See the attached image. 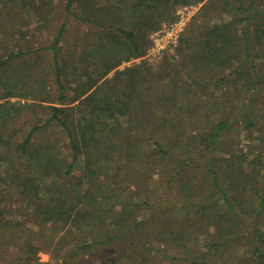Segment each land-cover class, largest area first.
Here are the masks:
<instances>
[{"label":"trees","instance_id":"obj_1","mask_svg":"<svg viewBox=\"0 0 264 264\" xmlns=\"http://www.w3.org/2000/svg\"><path fill=\"white\" fill-rule=\"evenodd\" d=\"M34 1L4 3L33 8ZM45 2L37 1L39 10ZM198 3H203L207 17L181 37L178 61L165 59L153 69L142 60L117 69L122 59L144 55L147 35L162 22L173 20L178 6ZM229 8L244 13L230 22L209 23L208 16H219ZM64 11L66 17L107 39L88 43L79 55L76 50L63 52L66 23H61L47 47L54 91L42 99L54 105L47 106L44 124L35 122L18 142L10 141L16 130L7 124L11 119L16 123L22 113L15 105L0 103V149L11 145L13 153L23 158L12 172L0 173V183L5 185L0 191V264H264V231L251 228L246 215L248 210L258 215L264 209V187L255 174L260 159H255L252 172H246L232 155L215 156L231 128L233 114L242 113L233 102L214 96L217 86L238 78L246 67L254 69L247 27L237 35L230 26L241 21L248 25L264 15V8L257 10L243 0H108L104 4L66 0ZM0 25H6L1 17ZM2 48L0 71L33 51L29 46L7 51L6 43ZM19 88V83L0 81V98L17 94ZM43 89L44 81L35 93ZM248 118L250 125L256 124ZM51 122L66 135L67 157L59 156L60 149L54 145L33 142ZM80 156L83 170L73 174ZM109 156L118 159L116 170L124 176L125 187L133 185L125 196L124 187L113 193L109 186L82 184L84 176L92 182L98 174L94 162ZM195 168L201 170L212 194L210 203L192 199L204 189L202 183L193 182L190 173ZM151 172L184 199L183 212L176 219L183 248L174 240L164 241L163 247L153 243L174 219L147 235V225L158 214L155 205L148 203V184L155 176ZM45 179L49 181L42 185ZM60 181L74 188L64 189ZM250 181L255 187L247 198ZM13 188L22 197L23 211H30L26 219L4 217L3 202ZM73 195L76 205L68 201ZM134 196L141 201H134ZM141 211L143 218H139ZM209 224L211 245L206 249L192 245L188 228L207 231ZM54 225L61 228L56 238L46 232ZM241 245L252 251L247 254ZM43 250L50 253L49 262L39 260Z\"/></svg>","mask_w":264,"mask_h":264},{"label":"rangeland","instance_id":"obj_2","mask_svg":"<svg viewBox=\"0 0 264 264\" xmlns=\"http://www.w3.org/2000/svg\"><path fill=\"white\" fill-rule=\"evenodd\" d=\"M4 1L0 0V17L6 24L0 25V49L3 47V43L9 45L7 51L11 49L15 51L18 49L24 50L26 46L33 49L32 52L13 60L10 65L0 71V81L6 80L9 85L19 83L21 87L17 91V94L0 98V103L4 102L7 106L15 105L20 109L19 115L22 113V116L16 119V123L11 119L7 124L9 129L16 130V132H13L12 139L10 140L13 143L23 139L26 131L35 122L44 124V120L49 116L47 106L54 105L48 101H42V99H44L46 93L50 94L54 91V86L51 85V52L47 47L52 43L61 23L64 21L66 23L62 41L64 45L63 52L67 49L76 50L79 55V52L82 50L80 48L85 47L88 43L94 45V42L98 39L107 38L105 36L100 38L101 33H92L82 23L70 18V16L66 17L64 11L66 0H47L41 10H39L40 6L38 7L36 5L38 0L34 1L35 5H33V8L30 6H15L11 4L12 2L4 3ZM107 1L101 0V3L104 4ZM243 2L252 3L253 7H256L257 10L264 8V0H243ZM202 4L178 6L173 20L162 22L161 25H158L155 30L147 35L148 45L144 55L129 60L122 59L117 69H123L124 67L140 63L142 60L148 62L153 69L157 68L165 59L174 57L178 61L177 52L181 43V37L183 34L186 36L187 30L195 25H200L207 17L204 16L206 11L202 9ZM243 13L239 10L229 8L219 16H208V21L209 23H218L220 21L230 22L235 17L243 15ZM245 26L247 27L251 43L253 44L252 59L254 69L246 67L243 74L238 78L231 82L225 81L215 88L216 95L214 96L221 95L225 101L233 102V105L237 106L236 110L238 113H242L241 115L238 114V116L233 114L231 128L225 133L224 142L221 145L222 149L215 152V156L224 158L232 155L235 161L241 162L242 169L246 172H252L255 159H260V164L257 166L255 174L261 187H264V15L251 19L248 25H245V22L241 21L237 25H231L230 27L233 32L239 35ZM45 47L46 49H43ZM2 51L3 48L0 54L4 53ZM115 70L111 71L108 76H111ZM43 81V94H36L35 92H38L36 89L42 85ZM31 90L33 93H31ZM2 94L0 90V95ZM246 116L255 119L256 124L253 126L250 125L249 118L246 120ZM38 119L41 120L38 121ZM53 122H51L52 126L47 128L45 132L43 131L37 134V138L35 137L36 139L33 142L35 145L39 143L54 145L57 149H60L59 156L67 157L69 152L66 146V135L61 131L59 133L57 125ZM122 122H124V125L126 124L124 120ZM11 147L9 145L4 147L3 150H1L2 148L0 149V156H2V159H0V173L5 172L7 169L9 172H12L19 166V161L23 159L22 157L19 158L18 153L14 154ZM116 153L117 151L113 152V154ZM94 163L95 168L99 172L94 176L95 179L93 178L92 182L84 176L82 180L83 185L91 186V183H94L99 186H109L113 193L117 190V193H120L122 189L120 191L119 189L124 187V196L128 194V191L130 192L133 189V185H130L128 188L125 187L124 176L116 170L119 165L118 159L109 156L108 159L100 158ZM82 168L83 156H80L75 163L73 174L75 172H82ZM152 174L154 173L151 172ZM154 175L151 183L148 184L147 194L150 197L148 203L155 205L158 214L156 221L151 220V223L147 225V235L152 236V234H155L162 228L164 221L174 219L172 226L160 238L156 236L153 239V243L155 246L163 247L164 241L171 242L174 240L180 244V248H183L184 246L181 245L182 240H180L178 234L180 230L179 220L177 221L176 219L183 212L181 208L183 207L184 199L181 195L173 193V189L168 187L169 183L164 182V185L159 183L160 176L156 172ZM190 175L193 176V182L195 184L202 183L204 188L203 190H198L192 199H195L197 203L202 201L212 202L213 199L209 198L212 194L208 192L207 186L205 185L206 181L201 175V170L195 168L191 171ZM47 181L49 180L45 179L41 181V184L44 185ZM58 183L63 185L64 189L74 188V185H71L67 181H60ZM94 184L92 185L94 186ZM0 185L1 191L5 185L2 183ZM254 187L255 182L250 181L246 191L247 198H250ZM79 188H82V185ZM70 198L68 201L76 205L77 200H75V195L70 196ZM133 199L134 201H141V199L135 196ZM3 204L5 208L4 217L7 219H26L29 217L28 212L30 211H23V200L16 188L10 189L8 197ZM246 215L250 216V222L247 221L250 223L251 228L255 227L256 229L258 228L264 231V209L258 215L248 210ZM248 216L245 218L247 219ZM143 217L144 211H141L139 218ZM214 222L216 223L215 220ZM211 228L212 225L210 224L207 231L204 228L201 229L202 231H194L193 228L189 227L187 233L190 236L191 244L199 249H206L210 246ZM217 228L218 224L216 223L214 230H217ZM173 229L176 231L174 234L172 233ZM46 232L56 238L61 233V228L58 225H54L51 230H47ZM240 248L242 250L248 249L247 254L252 251L248 245L246 247L241 245ZM171 249L174 250V245ZM38 257L42 262L50 261V253L48 251H40ZM240 262L243 261L230 263L240 264Z\"/></svg>","mask_w":264,"mask_h":264}]
</instances>
